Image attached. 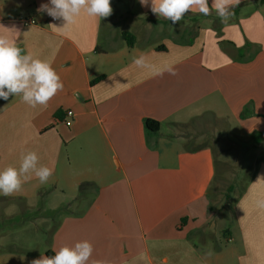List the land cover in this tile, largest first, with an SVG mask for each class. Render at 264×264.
Returning a JSON list of instances; mask_svg holds the SVG:
<instances>
[{"label":"crops","instance_id":"0c3cea01","mask_svg":"<svg viewBox=\"0 0 264 264\" xmlns=\"http://www.w3.org/2000/svg\"><path fill=\"white\" fill-rule=\"evenodd\" d=\"M260 1L241 0L227 24L213 10L190 12L182 20L188 23L172 25L139 0H111L114 12L121 2L127 12L102 19L82 13L61 29L50 25L62 27V20L37 12L49 0H0V34L50 60L64 84L46 107L31 108L20 96L0 99V170L18 167L29 150L54 169L44 184L33 178L12 196L0 194V217L13 204L8 218L29 212V201L47 188L58 196L51 213L67 209L48 248L37 251L13 247L29 243L12 236L11 227L21 223L0 222V264H31L83 240L94 248L88 264H264V210L255 206L264 198V163L238 197L224 238L207 235L217 176L207 138L264 133ZM125 32L136 38L132 47ZM147 34L166 39L154 44ZM68 110L75 113L71 127L63 122ZM149 119L160 123L159 133L146 130ZM87 182L95 189L80 201ZM49 217L42 215L41 224ZM31 225L38 232L40 224Z\"/></svg>","mask_w":264,"mask_h":264},{"label":"clouds","instance_id":"9594fccd","mask_svg":"<svg viewBox=\"0 0 264 264\" xmlns=\"http://www.w3.org/2000/svg\"><path fill=\"white\" fill-rule=\"evenodd\" d=\"M142 7H149L158 18L168 20L172 25L179 24L190 12L196 11L204 16L213 10L222 24L235 15L233 9L241 0H139ZM37 12L46 13L54 20H62L63 26L54 28L68 29L82 14L99 19L112 15L111 0H49L41 4ZM144 57L134 59L138 66ZM64 88L60 75L52 67L50 60H41L25 53L14 40L0 34V99L8 100L10 96H20L23 103L31 108L47 106L48 102ZM54 169L40 164V157L35 151L21 153L19 165H9L0 170V194L5 197L21 191L24 183L38 179L46 183L53 175ZM33 202L29 201V205ZM255 206L264 210V198L257 199ZM16 206L5 209L6 215H12ZM93 245L90 241H78L74 245H63L51 256L43 255L33 259L31 264H88Z\"/></svg>","mask_w":264,"mask_h":264},{"label":"rangeland","instance_id":"374dc122","mask_svg":"<svg viewBox=\"0 0 264 264\" xmlns=\"http://www.w3.org/2000/svg\"><path fill=\"white\" fill-rule=\"evenodd\" d=\"M128 2L129 0H127ZM117 7L121 12L116 10L115 12L113 11L112 15L126 13L129 5L121 2L117 4ZM112 15L107 18H111ZM181 22L182 25L188 23L187 21ZM147 37L148 34L145 40L154 44H159L166 39L165 35ZM207 142L213 145L217 156V176L210 191L211 203L214 207L210 221L212 227L207 229V235H218L224 238V230L233 220L234 207L238 197L244 192L257 169L264 163V141L258 143L254 140V137L230 138L223 133L221 140L214 141L208 137ZM49 190V188L41 190L35 199L30 200L33 202V207L29 209V212H22L18 209V212L11 218H8V215L4 213L0 217L2 228L8 224V220H13L12 225L13 223L15 225L21 223L19 227L14 226L13 229L11 227L12 236L16 237L17 241L29 240L28 245L14 243L13 247L18 248L21 246L23 249L27 247L26 249H31L32 251H37L44 247L48 248L51 233L60 220L59 216L67 212V209L62 208L56 213L53 212L54 214L51 213L50 209L57 201L56 197L58 196L57 194L52 195ZM42 215L50 216V222L47 226L42 225L40 222ZM4 221H6V224L2 223ZM32 222L40 224V229H37L38 232L34 230L35 228L31 225ZM23 224H28V226L24 228Z\"/></svg>","mask_w":264,"mask_h":264},{"label":"trees","instance_id":"16d2710c","mask_svg":"<svg viewBox=\"0 0 264 264\" xmlns=\"http://www.w3.org/2000/svg\"><path fill=\"white\" fill-rule=\"evenodd\" d=\"M260 3L262 5H264V0H261ZM239 8H240V6L237 7V8H235V9H233V11L235 13V15L233 17L239 15ZM191 22L195 25V24H197L199 22V20L192 19ZM122 37L128 43L129 46L132 47L135 44L136 38L131 33H126L125 32V33L122 34ZM165 49L166 48L164 46H160V47H158L157 50H159V51H165ZM101 79L102 78H99L97 80H94L92 82V84H95V83L99 82ZM145 126H146V130L149 133L157 134L160 131V123L157 122V121H154V120H150L149 119V120L146 121ZM254 140L256 142H258V143L263 142L264 141V133L261 134V135H259V136H255L254 137ZM92 189H95V184H93V183L87 182V183L81 184L80 187H79V197H78V200L82 201V200L86 199L91 194V190ZM51 255H54V254L51 253V252H48L47 253V256H51Z\"/></svg>","mask_w":264,"mask_h":264},{"label":"built area","instance_id":"2783aa9c","mask_svg":"<svg viewBox=\"0 0 264 264\" xmlns=\"http://www.w3.org/2000/svg\"><path fill=\"white\" fill-rule=\"evenodd\" d=\"M52 21H57L51 18ZM19 21L23 23L24 25H37V22L34 19L27 18V17H20ZM75 118V113L72 110H68L65 113V117L63 122L67 127H71L73 125V120Z\"/></svg>","mask_w":264,"mask_h":264}]
</instances>
